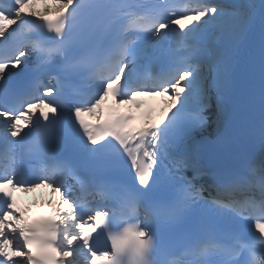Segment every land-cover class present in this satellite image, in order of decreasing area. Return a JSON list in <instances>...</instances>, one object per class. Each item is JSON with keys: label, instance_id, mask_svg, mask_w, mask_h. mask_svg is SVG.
Wrapping results in <instances>:
<instances>
[{"label": "snow or ice", "instance_id": "6c2138e0", "mask_svg": "<svg viewBox=\"0 0 264 264\" xmlns=\"http://www.w3.org/2000/svg\"><path fill=\"white\" fill-rule=\"evenodd\" d=\"M0 264H264V0H0Z\"/></svg>", "mask_w": 264, "mask_h": 264}]
</instances>
